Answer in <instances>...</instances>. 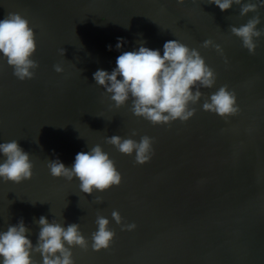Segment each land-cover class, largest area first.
I'll return each instance as SVG.
<instances>
[{
    "label": "water",
    "instance_id": "1",
    "mask_svg": "<svg viewBox=\"0 0 264 264\" xmlns=\"http://www.w3.org/2000/svg\"><path fill=\"white\" fill-rule=\"evenodd\" d=\"M239 7L221 11L207 0H0V20L9 12L28 19L39 62L34 78L20 81L0 55V143L17 140L34 165L30 180H0V231L22 218L35 245L40 216L64 227L78 223L88 248H72L75 264H264V36L249 54L230 26L256 13L241 17ZM259 15L264 29V7ZM175 39L215 70V85L201 88L206 97L225 84L235 90L238 115L226 121L204 111L202 97L187 122L154 126L130 111L131 98L117 108L96 84L93 73L111 72L123 52L143 42L163 55L164 43ZM206 39L220 44L223 55L202 47ZM58 63L63 72L54 70ZM112 135L154 137V155L136 164L135 152L106 143ZM97 144L122 174L119 186L87 194L78 178L50 175L48 160L71 167L78 152ZM113 210L136 228L122 231ZM97 215L116 233L100 251L91 247ZM32 258L42 264L40 254Z\"/></svg>",
    "mask_w": 264,
    "mask_h": 264
},
{
    "label": "clouds",
    "instance_id": "2",
    "mask_svg": "<svg viewBox=\"0 0 264 264\" xmlns=\"http://www.w3.org/2000/svg\"><path fill=\"white\" fill-rule=\"evenodd\" d=\"M184 4L185 0H176ZM221 11L228 10L233 4L239 5V15L256 13L239 27L230 26V32L242 41V46L249 54L255 55L258 46L257 39L264 36V29L257 25L261 23L259 9L264 7V0H207ZM124 38H118L116 48L122 47ZM202 47H213L223 55L220 44L212 39L203 41ZM111 50V45L108 46ZM37 50L35 32L28 19L16 12H9L0 20V55L6 59L8 66L13 69V75L20 81L32 79L39 62L32 57ZM65 49H59L62 56ZM228 63L227 57L224 58ZM57 73L63 72L61 64H55ZM118 77H121L118 79ZM96 84L102 86L115 107L125 105L131 98L130 111L137 117H143L152 125H169L179 120L187 122L194 116L197 104L202 97L204 111L212 112L226 121L236 116L241 109L237 104L235 90H229L227 84L205 96L201 88L211 89L217 79L213 68L206 64L204 57L196 48H189L179 40H168L163 45V55L160 51L141 46L138 50L125 51L116 58V67L108 72L98 69L93 73ZM195 89V90H193ZM138 133L133 130L131 136ZM120 135L107 136L106 143L111 144L125 155L135 152L134 163L143 165L154 155V137L144 135L139 141ZM0 154L4 159L0 162V180L4 182L21 183L33 177V162L30 154L24 151L17 140L0 143ZM47 167L50 175L64 177L68 181L78 178L79 188L83 193L92 194L94 191L104 192L112 186H119L122 174L117 170L115 162L109 154L97 144L88 152H78L71 167H66L59 158L48 160ZM96 203H102V196H95ZM115 222L121 225V230H134L136 224L123 223L118 210L111 213ZM36 223L40 226L37 243L33 245L26 233L30 231L21 218L16 225H9L6 231H0V261L2 264H35L33 253L42 257V264H75L72 248L79 246L87 250L88 239L80 231L78 223L64 227L46 216H40ZM95 223L98 229L91 234V247L94 251L110 248L116 235L109 226V219L97 215Z\"/></svg>",
    "mask_w": 264,
    "mask_h": 264
}]
</instances>
